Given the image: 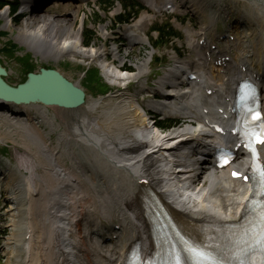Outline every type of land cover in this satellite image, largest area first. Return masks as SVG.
<instances>
[{
    "label": "bare ground",
    "instance_id": "1",
    "mask_svg": "<svg viewBox=\"0 0 264 264\" xmlns=\"http://www.w3.org/2000/svg\"><path fill=\"white\" fill-rule=\"evenodd\" d=\"M86 1L77 0L79 4L71 8L68 18L35 13L17 28L15 39L35 55L55 62L65 57L95 62L115 90L107 99H84L74 109L30 104L10 105L7 111H0L9 125L20 128L21 142L24 141L19 144L21 152L14 149L15 165L6 164L7 174L0 177L10 191L6 199L12 201L7 209L11 233L3 246L6 264H122L135 240L140 241L145 252L151 239L138 202V173L148 176L152 190L177 218L194 226L237 221L248 200L247 184L230 180L227 169L214 171L205 165L197 175L192 162H182L179 153L182 144L190 139L189 144L204 143L210 138L201 121L196 126L184 123L163 133L154 128L146 114L152 108L159 109L165 117L187 119V109H196L198 104L194 103L200 104L203 98L212 108L216 99L205 98L202 85L216 86L217 96L223 101L231 95L240 73L230 65L222 74L215 73L214 66L207 61L214 51L207 54L209 46L200 49L197 46V41L210 33L209 27L202 25L195 32L185 28L186 44L194 50L196 60L176 61L182 69L201 72L203 84L173 86L174 96L164 104L152 100L140 102V91L130 92L127 81L146 85L143 78L148 71V59L136 66V71H127L121 68L124 57L117 59L114 54L113 61L105 60L111 49L116 53L117 46L106 48L104 44L98 47L93 43L85 47L84 16L78 18V12ZM209 1L179 0L175 8L180 12L178 8L185 7L192 15L208 13V23L212 24L218 17ZM235 1L240 8L232 29L234 46L232 49L226 46L221 52L234 50L254 71L264 53V0ZM31 5L30 0H22L24 10ZM1 9L3 27L9 28L8 10ZM77 18L80 22L76 26ZM153 18L154 15L143 13L136 25L150 24ZM239 19L245 21L242 27ZM99 33L106 38L104 25L99 26ZM143 41H147L145 36L128 38L129 46ZM174 76L175 71L166 72L153 91L160 92ZM71 82L81 85L79 80ZM27 109L37 116L34 125L26 121L30 116ZM23 112L25 119H21ZM193 115L198 116L197 112ZM38 124L47 129L38 130ZM6 132L11 136V131ZM50 133L57 135L55 145H51ZM238 164L246 165L242 160ZM26 207L32 230L28 242L23 240ZM99 218L117 219L121 225L118 232L107 228L104 231L108 236L116 234V240L104 242ZM24 244L29 247L24 249Z\"/></svg>",
    "mask_w": 264,
    "mask_h": 264
},
{
    "label": "rangeland",
    "instance_id": "2",
    "mask_svg": "<svg viewBox=\"0 0 264 264\" xmlns=\"http://www.w3.org/2000/svg\"><path fill=\"white\" fill-rule=\"evenodd\" d=\"M211 1H213V0H210L208 3H210ZM221 1L224 2L226 0H221ZM233 1H235V0H233ZM235 2L238 3L237 1H235ZM236 3H234V4H236ZM64 4H67V3H64ZM116 4L117 3L115 2L113 4V6H116ZM211 4H213V3H211ZM19 5H21V1L19 2ZM238 5H239V3L234 5V6H238ZM60 7L61 8H58V9H51L50 13H49V11H47V13H42V14L46 15L49 13L50 15H53L55 17H59V18H62V17L66 18L67 17L68 18V16H70L69 12H71V10L75 6L72 7L71 4L64 5V8L66 9L65 11L62 8V5ZM70 7L72 9L68 10ZM37 8H38V6L32 10H30L31 8H28V10H25L21 19L18 22H16L14 20V16H12L10 14L8 16L11 19V21H10L11 24H10L9 28L3 27L4 19L0 18V26L2 27V30L7 32V34H5V35H0V49L4 45L8 44V42H10V41L11 42H13V41L19 42L15 39V36H14V35H16L17 28L21 26L22 21L25 18H27L29 16H35L37 14L36 13ZM104 8H105V6L99 4L98 2H95V3L90 2L87 7H83L80 10L78 17L80 18L82 13L85 15L84 22H83V45L85 47H90L91 45H93V43H95L96 46L101 45V44H104V45L108 44V42H107L108 39L102 38V36L99 33V25L102 26L104 24H108L109 19H111V17H109V15H107V14H105V16H104V13L107 12V9L106 8L104 9ZM4 9H6V8H4ZM1 10H3V9H1ZM234 10H235V8H234ZM27 11H30V12H27ZM65 12H68V13H65ZM216 12L218 15V11H216ZM194 15L195 16L190 15L189 19L185 20V22L183 23V24H186L190 21L189 22L190 27L193 28L194 30L190 29L189 26H182L184 33H185V28L189 29L191 32L197 31L200 28L199 26L202 23H203L202 25H205V26L207 25L209 27V29L211 26V28L219 30V31L223 30L224 26L227 24L226 23L227 19H223L222 17H220L218 20L216 19L217 21L214 22L213 25H211L208 23V19L206 17L196 16V14H194ZM200 15H203V14H200ZM206 15H208V13H206L205 16ZM154 19L155 18H153L151 21H153ZM168 20H171V19L166 18L165 16H161V17L159 16L148 28H146V36H147L148 41H143L139 45L129 46L128 48L130 50H128L124 46H122L121 49H119L121 52V55L118 58H121V57L125 58L124 59L125 64L121 68L122 69L125 68V70H127V71H136V66L141 64L145 59H148V71L144 75L143 79L146 80V82H147V83L145 82L146 85L148 84V85L154 86V87H152V91L156 88V82L159 80L160 77L163 76L165 69L170 66V61H172L171 56L173 53H176L177 55H179L183 58H189V59L193 55L192 54L193 52L191 51L193 49H191V50L188 49L189 47L187 48V45L185 43L186 42L185 41L186 33L184 36V33L181 29L179 30L181 33V38L179 41L174 42L172 45L169 44L165 47L154 49L155 53L153 51L150 53V54H152V53L153 54L149 55V52L151 50V42H153L157 36L156 34L151 32V27L155 24H163ZM75 24H76V26L79 25V20H77V22ZM84 25H85V28H84ZM172 25L175 28H177V26L175 25V21H172ZM196 28H198V29H196ZM177 30H178V28H177ZM87 31H93L94 35H92L90 43L86 44ZM16 48L17 47H15V49ZM24 48L23 47L19 48V46H18V49H16L15 51L13 48V52L11 54L7 53L8 50H5V52L0 51V61L3 65H5L7 67L8 76L6 77V79L11 84H16L19 81H21L25 77V74L28 71V68L33 67L34 70L37 71L39 69V67L44 66V65L49 66V67H55L70 81H78L79 80L80 84H81L83 70H85L86 68L92 69L96 65L95 62H91V61L90 62H87V61L83 62L80 58H77L78 60L81 61V62H79L78 60H71L68 57H65V58L60 59V60L55 62L54 60L49 59V58L42 59V58H40V56L35 55V54H27V57H25V58H27V60L24 63L23 61H25V60H21L20 57L23 56L26 52L29 53V51H27L26 48L25 49ZM9 51L11 52V50H9ZM107 53H108V50H107ZM110 53H112L113 55L116 54V58H117V53H118L117 48H116V53H113L112 49H111ZM233 53H236V52L232 51L231 54L233 55ZM106 56H107V54H106ZM185 60H188V59H185ZM157 62L165 64L167 67L166 68L164 67L161 70L162 72L160 75H162V76L153 79L154 72L156 71V67L159 65V64H157ZM115 63H117V61ZM102 79H103V82L106 85H108L103 77H102ZM146 85L144 87H142V86H140L139 82H136V80H132L128 86V90L130 92L141 91L146 87ZM108 86H109L110 91L107 93L106 96L97 95L95 91H92V90L85 88L86 89L85 90V92H86L85 100L87 101V100L94 99V98L95 99H99V98L107 99L108 96L110 95V93L115 90L114 87H112L110 85H108ZM143 96L144 95L139 93V95H138L139 99L138 100L140 102L146 100V99L142 98ZM28 111H30V110H28ZM32 115H33V113H32ZM9 124H10V122H8V121H6V119H3L0 117V138L2 139V140H0V153H2V154H0V165H4L6 160H13V154L15 155L14 147L19 152H21V150H20L21 147L19 146V144H22L24 142V141L21 142L22 138H21L20 133H19L20 128H17V126H15V125L12 127ZM6 127L9 128L8 131H11V136L8 135L7 132L4 131V129ZM174 128H177V127H173V128H171V130H173ZM37 129L38 130H45L47 128H44L43 125L41 128L38 125ZM171 130H169V131H171ZM165 132H168V130H166ZM49 136H51L50 141L55 145L56 144L55 143L56 138H57L56 133H50ZM52 143H51V145H53ZM4 146H7V150H5V151H3ZM31 149L34 150L33 147ZM13 151H14V153H13ZM64 159L66 160V158H64ZM14 160H15V158H14ZM13 165H15V163ZM99 219H101V221L99 220L101 228H103L104 226H107L108 228H110L112 222L115 221L114 219L113 220H107V221H111V222L107 223L102 218H99ZM7 228H8L7 225L3 224L1 226V229L3 231L5 230V232H6L5 236H8L9 233H7V232H10V230H8L9 228L8 229ZM3 242H4V239H2V241L0 243L1 249H2ZM2 254H3V250L2 251L0 250V255H2ZM0 264H6V258H3L2 261L0 262Z\"/></svg>",
    "mask_w": 264,
    "mask_h": 264
},
{
    "label": "water",
    "instance_id": "3",
    "mask_svg": "<svg viewBox=\"0 0 264 264\" xmlns=\"http://www.w3.org/2000/svg\"><path fill=\"white\" fill-rule=\"evenodd\" d=\"M44 10V6L39 9ZM7 71L0 65V99L16 104L40 103L57 110L74 109L84 102L80 86L65 79L58 71L40 68L38 73H28L24 83L17 87L8 85L2 77Z\"/></svg>",
    "mask_w": 264,
    "mask_h": 264
},
{
    "label": "snow or ice",
    "instance_id": "4",
    "mask_svg": "<svg viewBox=\"0 0 264 264\" xmlns=\"http://www.w3.org/2000/svg\"><path fill=\"white\" fill-rule=\"evenodd\" d=\"M242 87L249 88L250 86L243 85ZM253 119H259V114L257 113V115L253 117ZM256 140L257 142L264 144V135L257 136ZM249 147L251 148L253 156L255 157L256 156L255 147H252L251 143L249 144ZM224 162L227 163V160H225ZM255 170L256 173H258V188L264 190V168H261L257 165ZM233 175L235 176L238 174L234 172ZM244 179L247 180L248 177L245 176ZM256 219H257L256 227H258L260 231L255 232L252 235V243H248L247 241H245V243L248 245L247 248L239 249L241 255H237L236 258L240 261V264H245V261L242 258L244 253L255 252L257 249H259L262 253H264V202L260 203V211L258 212ZM248 234H249V230L245 229V235ZM189 250L197 258L200 264H203V262H208V264H222V262L217 260L216 256H214L211 252L207 251L205 247H200V246L191 247ZM262 264H264V257H262Z\"/></svg>",
    "mask_w": 264,
    "mask_h": 264
},
{
    "label": "trees",
    "instance_id": "5",
    "mask_svg": "<svg viewBox=\"0 0 264 264\" xmlns=\"http://www.w3.org/2000/svg\"><path fill=\"white\" fill-rule=\"evenodd\" d=\"M7 3L6 0H0V6H3ZM11 5V11L12 13H15L18 7V3L15 2L13 4L9 3ZM16 21H19V17L15 18ZM160 30V43L162 41V37H164V41H167L168 38L171 35H174V32L170 29L167 32L161 28ZM0 34H4V32L0 31ZM83 84L90 90H96L99 94H105L108 91V87L102 83L101 79L99 78L98 71L96 69L88 70L86 72L85 78L83 80ZM160 126L164 129L170 128V125L164 124L163 122H160Z\"/></svg>",
    "mask_w": 264,
    "mask_h": 264
}]
</instances>
